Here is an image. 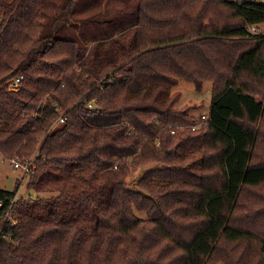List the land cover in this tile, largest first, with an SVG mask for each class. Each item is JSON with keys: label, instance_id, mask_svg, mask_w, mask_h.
<instances>
[{"label": "trees", "instance_id": "1", "mask_svg": "<svg viewBox=\"0 0 264 264\" xmlns=\"http://www.w3.org/2000/svg\"><path fill=\"white\" fill-rule=\"evenodd\" d=\"M106 1L0 0V264H264V4Z\"/></svg>", "mask_w": 264, "mask_h": 264}, {"label": "rangeland", "instance_id": "2", "mask_svg": "<svg viewBox=\"0 0 264 264\" xmlns=\"http://www.w3.org/2000/svg\"><path fill=\"white\" fill-rule=\"evenodd\" d=\"M243 1L244 3H261L264 4V0H239ZM108 1L105 0L104 2V11H105V5ZM117 5L108 3L109 7L117 8L120 6L125 5L124 1L117 0ZM134 1H130V12H132V4H134ZM213 87L211 82H206L203 85L202 91H197L195 85L193 83L180 81L179 85L173 89L174 93L180 94V100L178 101L176 108L182 110L186 108H192L191 115H193L198 121H200V118L202 115H209L211 105H212V93ZM197 121V122H198ZM62 125V123L57 124L55 128H59ZM2 155V154H1ZM18 161L21 159H17ZM23 161V160H21ZM155 166L150 165L146 167H142L138 169V171L131 176L130 183L131 188L138 189L136 187V182L143 177L145 172L150 171ZM25 171L22 169H15L12 163V160L6 159L4 156H0V189L7 190V191H13L16 187V184L18 181H22L24 178ZM27 175V174H26ZM28 180V179H27ZM27 183V181H26ZM26 183L24 185V188L20 191V195L24 194L26 195ZM137 216H139L142 219H146V214L141 212H136ZM3 220L0 217V227L2 226ZM220 264V263H219Z\"/></svg>", "mask_w": 264, "mask_h": 264}, {"label": "built area", "instance_id": "3", "mask_svg": "<svg viewBox=\"0 0 264 264\" xmlns=\"http://www.w3.org/2000/svg\"><path fill=\"white\" fill-rule=\"evenodd\" d=\"M230 2L239 3L241 5H244L245 3L243 1L239 0H226ZM249 32H251L255 37H264V25H250L248 26ZM23 77L16 78L9 84V90H18L20 88V85L22 83ZM209 115H202L200 118V121H198V124L193 127V130H200L204 125H206L209 122ZM65 119H60V123H64ZM0 156L1 153H0ZM13 166L15 169H22L24 170L27 175L30 173L31 167L33 166V163L29 162V160L21 161L14 159L12 160ZM2 206V203L0 202V207Z\"/></svg>", "mask_w": 264, "mask_h": 264}]
</instances>
